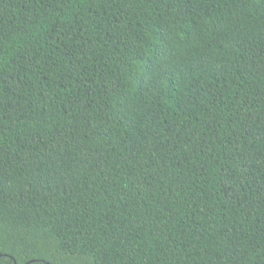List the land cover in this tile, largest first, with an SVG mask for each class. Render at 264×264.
Here are the masks:
<instances>
[{"label": "trees", "instance_id": "16d2710c", "mask_svg": "<svg viewBox=\"0 0 264 264\" xmlns=\"http://www.w3.org/2000/svg\"><path fill=\"white\" fill-rule=\"evenodd\" d=\"M264 264V0H0V264Z\"/></svg>", "mask_w": 264, "mask_h": 264}, {"label": "water", "instance_id": "95a60500", "mask_svg": "<svg viewBox=\"0 0 264 264\" xmlns=\"http://www.w3.org/2000/svg\"><path fill=\"white\" fill-rule=\"evenodd\" d=\"M14 264H15V262H14ZM46 264H49V263H46Z\"/></svg>", "mask_w": 264, "mask_h": 264}]
</instances>
